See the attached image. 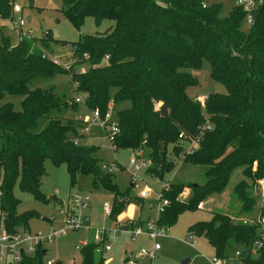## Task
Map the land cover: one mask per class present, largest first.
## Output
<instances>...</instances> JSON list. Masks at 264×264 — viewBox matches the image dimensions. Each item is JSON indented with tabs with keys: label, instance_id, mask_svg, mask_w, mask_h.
<instances>
[{
	"label": "trees",
	"instance_id": "1",
	"mask_svg": "<svg viewBox=\"0 0 264 264\" xmlns=\"http://www.w3.org/2000/svg\"><path fill=\"white\" fill-rule=\"evenodd\" d=\"M61 1L63 15L77 29L88 16L96 24L104 19L114 24L71 43L70 69L43 57L46 50L55 51L51 43L57 40L50 32L13 44L0 31V100L20 98L18 107L12 101L0 104V207L7 230L29 232L19 226L25 228L33 214L16 213L15 184L36 199L47 200L40 190L46 159L65 164L71 184L78 173L92 174L93 185L99 181L112 193L108 217L113 221L130 203L142 201L144 197L130 195L129 189L121 191L111 181L113 172L103 170L96 157L98 146L83 144L87 121L66 114L83 110L89 117L92 109L104 114L110 106L118 127L113 141L108 139L110 145L133 149L140 157L145 154L150 162L147 173L162 178L174 166L167 157L170 145L184 162L207 167L203 183L172 182L162 187L168 203L157 225L170 228L181 213L197 209L206 196L223 192L233 172L240 170L244 177L233 185L231 194L240 202L243 217L214 211L209 219L189 225L188 232L204 236L218 259L240 249V264H264V248L256 254L248 252L264 225L244 217L257 201L247 190L249 183L253 187L264 176V1L253 11L254 22L247 32L241 29L244 11L236 4L222 15L223 5L208 0ZM14 3L0 0V18L11 17ZM204 62L209 65V78L223 85L225 92L211 91L200 100L188 95L187 88L198 84L192 71ZM57 74L69 75L76 94L72 99L59 96L52 87H31L32 82ZM78 95L84 104L75 101ZM40 120H44L41 126ZM206 122L210 128L203 131L193 152L186 153L184 144ZM253 160L257 161L254 171ZM185 186L191 188V195L184 201L178 194ZM118 227L129 226L121 222ZM102 245L103 238L94 237L83 243L80 264H94L96 248ZM45 253L39 245L33 254L22 253L19 264H61L60 260L47 263ZM98 264H103L101 258Z\"/></svg>",
	"mask_w": 264,
	"mask_h": 264
},
{
	"label": "rangeland",
	"instance_id": "2",
	"mask_svg": "<svg viewBox=\"0 0 264 264\" xmlns=\"http://www.w3.org/2000/svg\"><path fill=\"white\" fill-rule=\"evenodd\" d=\"M15 2L21 5V15L25 20V27L31 28L36 38H40L46 32H50L52 38H56L57 42L51 43L55 51H46L50 56H55L59 62L57 64L64 69V66H69V69L71 67L70 53L72 42L78 40L84 34L103 33L114 24L109 19H104L99 24H96L94 19L88 16L84 19L80 28L77 29L63 15L61 0H33V4H30L28 0H15ZM208 2H220L223 5L222 15H226L231 7L235 5V0H208ZM10 16L12 17V15ZM9 18H0L1 21H7L0 22V29L4 35L9 36L10 42L15 44L17 34L15 36L16 31L13 29L14 25ZM241 29L247 32L249 26L242 22ZM58 40L67 43H60ZM192 72L197 76L198 84L187 88L188 95L203 100L208 92H225L223 85L209 78V65L207 62L203 63L201 69ZM35 86L52 87L59 96L68 100L76 96L70 77L66 74H57L52 78L39 79L31 83V87ZM19 99V97L5 96L0 100V104L12 101L15 107H18ZM66 114L73 118L78 115V112L76 114V111L70 110ZM43 124L44 120H40L39 125ZM88 129L84 133L83 144L98 146L99 149L95 154L99 164L110 165L112 162L118 163L115 171L110 174L111 181L121 191L129 189V194L132 196L139 197V192L144 186H148L158 192L162 187L172 182H181L188 185L190 183H203L205 180L204 172L207 167L201 164L184 162L182 156H175L171 152L170 145L167 157L172 159L174 166L169 171H165L162 178H157L147 173L146 169H142L138 173L139 180L136 185L131 186L130 176L126 167L128 166L129 158L135 153L133 149H113L105 132L97 123H91ZM184 145L186 148L187 144ZM144 158H146L145 154ZM44 167L45 174L41 179L40 190L47 200L36 199L31 193L20 190L18 184H15L13 188V194L18 199L15 205L17 214H22L26 211L33 212L28 217L25 228H23L24 225L19 226L21 230L39 235H48L54 231H59V234L52 241L43 243V248L46 249L44 256L46 260H60L61 264H80L79 247L83 242L92 241L93 233L98 228L100 229L103 243L108 244L110 248L103 253L95 251L94 264H98L100 258L103 264H126L129 253H137L142 247L148 248L151 246L152 239L145 235L132 240L128 229L132 228L135 223L145 224L154 218L155 208L145 206L146 202L154 198V193H150L151 195H147L142 198L141 202L136 203L139 207H143L141 210L142 218H137L139 209H135L130 214L135 219L113 221L104 212V204L109 203L111 205L112 193L106 190L99 181H97V185H93L92 174L78 173L71 184L65 164L54 165L49 159H46L44 160ZM243 177L240 170H235L223 192L211 193L199 201L198 204H201L202 208L197 207L195 210L181 213L167 234L156 238L160 248L155 256L136 259V264H181L182 260L186 258L189 259L187 264H212L211 260L214 258V251L211 245L204 236L190 235L188 226L196 221L209 219L214 211L228 213L235 219L240 218V202L233 197L231 192L233 185ZM249 182L250 180H248ZM185 187L190 189L187 197L183 198L180 193L178 194V198L184 201L191 195V188L189 186ZM247 190L254 194L252 182L249 183ZM74 192L88 193L90 195L89 204L78 205L75 203L72 198ZM258 197L259 199L256 201L253 211L244 216L249 223L264 217V207L262 206L264 195L260 194ZM129 208L127 206L124 212H128ZM66 217L84 218L87 220V225L85 227L67 229ZM84 219L81 220L85 221ZM121 222L129 226L127 230L121 231V227H118ZM257 222L259 223V221ZM261 228L260 230H263L264 226H261ZM189 236H191L190 239L188 238ZM222 261L224 264H240V260L235 256L233 250L227 251V257Z\"/></svg>",
	"mask_w": 264,
	"mask_h": 264
},
{
	"label": "built area",
	"instance_id": "3",
	"mask_svg": "<svg viewBox=\"0 0 264 264\" xmlns=\"http://www.w3.org/2000/svg\"><path fill=\"white\" fill-rule=\"evenodd\" d=\"M264 0H235V4L237 6H240L242 10L244 11V21L248 26H251L254 22V16L253 11L256 10ZM203 6H206V3H202ZM21 5L18 3L13 4V12L17 13V16L14 20V30L17 34V41H21L24 38L31 39L33 35V31L31 28L25 27V20L23 19L21 15ZM47 57L51 59L54 63H59L57 58L55 56H50L49 53L45 52L43 54V57ZM107 57V56H106ZM66 69H69V66H64ZM76 102L82 103L83 98L81 96H77L75 98ZM78 118L86 120L87 124L84 127V132L86 133L89 129V125L91 123H97L104 131H106V134L108 136L109 140L113 141V135L118 132V127L116 125V121L112 119V108L108 106V109L104 114L100 112L98 108H94L91 110L89 117L85 116L84 111L80 110L78 114ZM210 128L209 123H205L202 126L198 127L199 133L189 140L186 153H192L193 150L198 145L199 139L202 136V133L204 130H207ZM179 137H182V134H179ZM114 148L113 146H111ZM150 162L148 159H145L144 157H140L139 153H134L133 156L129 158L128 166L126 167L127 172L130 176L131 183H136L139 180V171L142 169H145L149 166ZM252 170H256L257 167V161H252ZM102 169L108 172H114L117 168L116 164L112 163L110 165L102 164ZM165 189L167 186H164ZM162 188L156 192L152 188L145 186L140 192L139 196L146 197L150 193H154V197L156 200L155 204V212L156 216L152 220L146 222L145 224H135L132 228L128 229L131 239L135 240L137 237L145 235L152 239V244L148 248L142 247L139 252L137 253H129L128 258L126 260V264H136V259L142 258V257H154L156 252L159 250L160 245L156 241V238L159 236H162L164 234H167L169 228L160 227L157 225L156 220L158 218V215L163 210L164 205L168 203V199L162 197ZM189 188L184 187L182 192L180 193L183 198L187 197L189 194ZM253 193L258 201L259 195H264V176L259 177L256 179L255 183L253 184ZM73 201L77 203L78 205H87L90 201V195L88 193H78L74 192L72 194ZM1 205V201H0ZM264 203L262 204V206ZM198 208H202L201 204H198ZM111 211V205L109 203L104 204V212L109 215ZM66 216V215H65ZM84 219V218H81ZM79 217H73L69 218L66 217V228L72 229V228H79V227H85L87 223L83 220H81ZM85 220V219H84ZM6 221V214L3 212V210L0 207V263L5 264H19L21 260L22 253L27 254H33L36 252L39 245H43L44 242H50L54 239L56 235L59 234V231H54L51 234L48 235H39V234H33L31 232H16V233H10L5 225ZM246 222L245 220H243ZM262 225H264V217L262 219H257ZM263 227V226H262ZM94 240L100 241L102 239V236L100 235V230H95L94 232ZM189 239L191 236L188 237ZM110 247L108 244H104L98 248H96V252H101L103 249L108 250ZM261 248H264V228L261 232V235L257 237L248 247V252L250 254H256L257 251ZM241 250L237 249L234 254L239 259L240 258ZM224 259H218L214 256V258L211 260L212 264H224L222 261ZM53 259H48L47 263H51Z\"/></svg>",
	"mask_w": 264,
	"mask_h": 264
},
{
	"label": "crops",
	"instance_id": "4",
	"mask_svg": "<svg viewBox=\"0 0 264 264\" xmlns=\"http://www.w3.org/2000/svg\"><path fill=\"white\" fill-rule=\"evenodd\" d=\"M16 16H17V13H12V17H10L9 18V20H10V22H12V24L14 23V20H15V18H16ZM3 19V18H2ZM3 22H7V21H5V20H2ZM1 20H0V22H2ZM5 24V23H4ZM14 25V24H13ZM5 26V25H4ZM0 28H1V26H0ZM13 30V29H12ZM0 31H1V29H0ZM14 33H15V31H14ZM15 36H16V33H15ZM130 185L131 186H135L136 185V183H130ZM145 187V186H144ZM148 195H151V194H148ZM145 198V197H144ZM229 201V200H228ZM155 204H156V200H155V197L154 198H152V199H150L148 202H146V204H145V206L146 207H148L149 208V206H152L153 208H155ZM128 207H130L129 208V211L128 212H122V213H120V215L118 216V219L120 220H127V219H130V220H133V219H135V218H132L131 217V213L135 210V209H139L138 210V216H137V218H142L141 217V210H142V208L143 207H139L136 203H130L129 205H128ZM147 213V212H146ZM146 213H145V215H146ZM155 216H156V212H155V215L153 216L154 218H155ZM240 216V218L241 217H243L242 215H239ZM169 230H170V228H169ZM121 231H125L123 228L121 229ZM84 243V242H83ZM82 243V244H83ZM213 249V248H212ZM105 251V249H103L100 253H103ZM54 260V259H53Z\"/></svg>",
	"mask_w": 264,
	"mask_h": 264
},
{
	"label": "water",
	"instance_id": "5",
	"mask_svg": "<svg viewBox=\"0 0 264 264\" xmlns=\"http://www.w3.org/2000/svg\"><path fill=\"white\" fill-rule=\"evenodd\" d=\"M28 1L30 4H33V0H28ZM8 218H9V216H8ZM124 230H125V228H124ZM188 262H189V259L186 258V259L182 260L181 264H187Z\"/></svg>",
	"mask_w": 264,
	"mask_h": 264
}]
</instances>
